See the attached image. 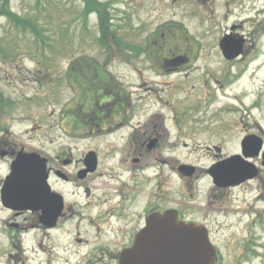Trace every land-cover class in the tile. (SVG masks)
<instances>
[{
	"label": "rangeland",
	"instance_id": "374dc122",
	"mask_svg": "<svg viewBox=\"0 0 264 264\" xmlns=\"http://www.w3.org/2000/svg\"><path fill=\"white\" fill-rule=\"evenodd\" d=\"M8 2L12 15L19 17L16 22L20 25L12 21V15L10 20L0 17V89L20 98L15 100L16 105L4 109H11L8 112L10 130L27 149L55 154V150L67 151L65 147L70 146L75 158L95 149L102 156L100 167L112 169L114 174L121 171L116 166L121 154L113 148L115 140L128 131L127 127L99 135L82 133V129H90V126L75 125L83 123L84 109L97 96L103 76L102 72L68 70L70 59L80 56L83 58L78 61L88 56L86 60L95 63L101 56L104 70L114 73L120 83L134 93L137 104L131 124L155 113L164 117H187L185 123L190 120V124L195 117L211 118L204 120L210 133L203 132L195 141L218 143L225 134L226 151L236 147L233 133L254 132L264 138V95L260 94L264 89V63H253L250 73L240 76L249 59L258 50L264 51V0H99L108 4L109 27L104 25L103 32L97 14H85L86 4L81 0ZM26 22L36 31L22 27ZM233 25H237L234 32L249 36L250 52L245 59L228 62L220 53L219 42L231 32ZM37 29L39 35L35 34ZM103 36L106 44L101 40ZM121 46L146 50L132 63L124 59L134 48L125 50L126 55H123ZM152 52L151 61L157 68L154 72L147 68L149 61H146ZM177 55L187 59L178 66H169L172 72H166L161 65L163 60ZM19 66L24 68V73ZM33 68L37 69V76L26 72ZM228 75L232 84H228ZM239 76L240 80L235 81ZM235 95L243 103L242 108L231 98ZM233 104H237L238 110H228ZM110 127L115 128V125ZM183 127L182 132L190 136L197 133L194 125ZM187 151L179 148L177 154L167 152L165 156L171 153L182 158L187 156ZM108 152H112L113 157L104 161L103 156ZM196 156L193 153L186 158L194 162L198 161ZM162 161L163 156L153 153L151 164H158L152 167L154 175L166 168ZM3 172L4 167L0 165V173ZM157 184L156 181L151 184L154 191ZM57 187L65 194L69 192L66 197L84 203L81 193L70 195L74 189L69 185ZM91 200L96 202L95 198ZM228 207L229 217L211 221L212 229L218 233L215 243L220 251L218 264H244L247 255H251L248 240L253 234L259 237L260 245L264 244V226L258 221L264 217V184L247 186L240 192V198L231 201ZM234 208H240L242 213L232 216ZM76 209L73 220L51 231L50 237L39 231L37 238L31 229L32 219L23 224L24 227L30 225L28 233L9 236L10 229L5 231L4 224L16 222L5 221L8 212L0 211V264H85L86 252L95 249L107 237L88 233L80 219V211L84 209L81 206ZM217 220L226 226H219ZM81 237L88 238L90 245L77 242ZM38 240H42L41 249L36 247ZM35 248L41 251L36 252ZM262 249L257 251L259 257L246 264H264Z\"/></svg>",
	"mask_w": 264,
	"mask_h": 264
},
{
	"label": "flooded vegetation",
	"instance_id": "af4514ba",
	"mask_svg": "<svg viewBox=\"0 0 264 264\" xmlns=\"http://www.w3.org/2000/svg\"><path fill=\"white\" fill-rule=\"evenodd\" d=\"M245 37L243 55L226 60L223 57L225 61L234 62L247 58L246 55L250 52L247 47L249 36ZM161 65L166 69L163 63ZM154 69L157 68H150ZM32 74L36 75V72ZM114 77V74H107L105 82L99 86L97 96L86 105L82 116L83 126H90V129H85L86 132L93 134H110L114 129L127 127L128 131L123 137L115 140L113 148L121 154V158L116 162L121 171L116 174L112 169L100 167L102 156L99 150L90 149L75 158L70 146L65 147L67 151L61 149L55 150V154H45L20 144L18 137L16 138L9 127L11 114L9 117V111L2 106H11L13 101L20 98L18 95L15 97L13 93L6 94L0 89V165L6 169L3 176L10 172L11 165L20 152H38L46 157L45 168L51 190L58 192L63 198L62 202L57 196L51 199L50 195H54L52 191L44 189L42 192L36 185L33 209L14 210L4 206L0 192V211L8 212V218L4 220L13 219L16 222L4 224L5 231L10 229L9 236L28 233L30 225L24 227L23 224L32 219L31 229L35 237H38L39 231L50 237L51 231L57 230L70 219L73 220L77 206H81L84 211H80V219L84 222L87 232H93L97 237H107V240L98 244L95 249L86 252L83 262L118 264L120 252L132 245L136 234L145 227L147 218L154 212L172 210L180 220L204 224L208 227L211 237H216L218 233L212 229V219L229 217L228 205L240 198V192L245 190L248 184H264V138L256 133H233L232 137L236 136L237 139L236 147L226 151L224 149L228 140L225 134L218 143L201 144L195 141L196 136L203 132L210 133L204 120L211 118L195 117L194 123L190 124V120L185 123L187 117L152 115L137 124H131L137 100L133 93ZM112 125H115V128L110 127ZM183 125H194L197 133L190 136L182 132ZM252 140L257 143H252ZM179 148L188 150L187 156L179 158L171 153L165 156L167 152L177 154ZM111 153L104 155L103 160L110 161L113 157ZM153 153L163 156L162 164L166 165V168L156 175L153 174L152 167H157L158 164H151ZM193 153L197 155L198 161L193 162L186 158ZM235 155L240 156L226 162V159ZM204 160L206 162H201ZM102 168L104 170H101ZM244 168L250 170L251 174L246 179L241 174ZM224 174L229 176L230 182H224ZM3 176L0 175V191L4 183ZM99 180L100 185L97 186ZM153 181L158 182L155 191L151 185ZM61 185H69L74 189L70 195L81 193L84 203L66 197L69 192L65 194L57 187ZM91 197L95 198L96 202L90 201ZM217 221L219 226H226ZM248 241L250 252V248H255L259 240L251 237ZM77 242L90 245L88 238L81 237ZM41 246L43 247L42 240H38L36 247L41 249ZM35 249L36 252L41 251Z\"/></svg>",
	"mask_w": 264,
	"mask_h": 264
},
{
	"label": "water",
	"instance_id": "95a60500",
	"mask_svg": "<svg viewBox=\"0 0 264 264\" xmlns=\"http://www.w3.org/2000/svg\"><path fill=\"white\" fill-rule=\"evenodd\" d=\"M221 47L226 50L224 41ZM248 173L243 171L244 176ZM45 179L43 159L21 153L4 181L5 205L33 209L35 187L45 189ZM146 226L134 245L121 253L120 264H214L216 249L204 227L178 221L171 211L152 215Z\"/></svg>",
	"mask_w": 264,
	"mask_h": 264
},
{
	"label": "trees",
	"instance_id": "16d2710c",
	"mask_svg": "<svg viewBox=\"0 0 264 264\" xmlns=\"http://www.w3.org/2000/svg\"><path fill=\"white\" fill-rule=\"evenodd\" d=\"M84 2L86 4L85 5V14H88L92 11L97 12L99 17H100L101 24H103V26L107 24V28H108L109 27V14H108V11L106 8L108 6V4L107 5L104 3L102 4L98 0H84ZM9 6L10 5H9L8 0H0V16H5L8 20H10L11 17L13 16L14 19L12 21L15 22L16 24L20 25L19 23L16 22V19L18 20L19 17L16 15H12L13 12ZM23 26L27 29L35 30L34 27L31 24H29L28 22H26V24L22 25V27ZM39 32H40L39 29H37V32L35 34L39 35L40 34Z\"/></svg>",
	"mask_w": 264,
	"mask_h": 264
},
{
	"label": "bare ground",
	"instance_id": "6f19581e",
	"mask_svg": "<svg viewBox=\"0 0 264 264\" xmlns=\"http://www.w3.org/2000/svg\"><path fill=\"white\" fill-rule=\"evenodd\" d=\"M233 109H234V110H238V108H236V107H234V108H231V109H229V110L231 111V110H233Z\"/></svg>",
	"mask_w": 264,
	"mask_h": 264
}]
</instances>
